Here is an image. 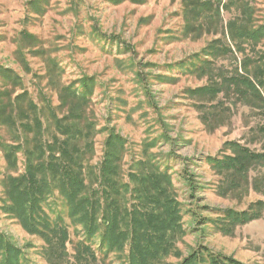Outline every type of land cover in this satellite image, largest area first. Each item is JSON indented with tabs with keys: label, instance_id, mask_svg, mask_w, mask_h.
I'll return each mask as SVG.
<instances>
[{
	"label": "rangeland",
	"instance_id": "rangeland-1",
	"mask_svg": "<svg viewBox=\"0 0 264 264\" xmlns=\"http://www.w3.org/2000/svg\"><path fill=\"white\" fill-rule=\"evenodd\" d=\"M251 1L252 24L264 30V0ZM236 10L233 3L222 7L220 18L207 25L208 32L191 38L184 32L180 0H0V66L19 74L18 92L26 90L37 103L45 96L58 105L53 91L57 83L77 87L81 79H91L87 113L95 129L93 165L102 161L106 138L114 131L126 140L121 163L125 179L142 169L171 175L186 229L178 243L183 256L169 258L173 264H181L200 247L241 264H264V208L261 218L238 225L232 234L220 228L224 211L242 213L264 201V193L254 186L256 173L240 190H225L222 182L228 173L208 162L230 155L234 142L259 149L264 110L245 105L236 96L213 102L192 92L209 84L208 75L198 68L206 58L214 59V75L234 73L240 65L243 54L229 41L227 30ZM23 31L39 38L40 50L25 49L24 57H19L17 49L27 44ZM227 45L234 53L206 55ZM245 53L264 63V37L254 51ZM1 80L0 76V85ZM11 135L0 126V137ZM18 157L21 173L24 158ZM8 171L0 147V232L20 250L23 263L49 264L45 241L25 231L4 206L3 180L17 174ZM186 176L197 188L189 187ZM65 222L73 259L82 236L67 216ZM108 264L120 263L112 256Z\"/></svg>",
	"mask_w": 264,
	"mask_h": 264
},
{
	"label": "trees",
	"instance_id": "trees-1",
	"mask_svg": "<svg viewBox=\"0 0 264 264\" xmlns=\"http://www.w3.org/2000/svg\"><path fill=\"white\" fill-rule=\"evenodd\" d=\"M180 1L184 32L191 38L208 32L207 25L220 18L221 8L229 7V3L238 12L227 23V30L229 41L243 54L240 65L234 73L220 71L214 75V59L205 57L201 67L195 65L201 74L208 75L209 84L192 92L213 102L236 96L245 105L264 110V63L252 53H245L247 49L254 51L264 37V30L252 24V1ZM21 35L27 44L17 49L19 57H24L22 50H40L34 33L23 31ZM217 48L206 55L216 58L234 53L230 45ZM0 76V126L12 134L9 139L0 137V147L8 172L17 173L7 174L3 180L4 206L25 231L45 241L49 264H108L112 256L120 264H173L169 258H182L178 243L186 229L171 175L161 169H142L125 179L121 163L126 140L114 131L106 138L102 161L93 165L95 129L87 113L93 81L86 77L77 87L56 82L53 91L59 103L54 105L45 96L42 103H37L26 90L18 92L21 77L15 70L0 66ZM48 85H54L51 79ZM260 130L263 137L259 149L234 142L229 146L230 155L221 160L209 159L212 167L228 173L222 182L225 190H240L255 172V189L264 193V125ZM18 154L24 158L21 173L17 171ZM185 180L192 190L197 188L193 178L186 176ZM263 208L264 201H259L242 213L222 211L220 228L232 234L238 225L261 218ZM66 216L80 228L78 235L82 236L75 244L73 259L68 251L71 238ZM20 255V250L0 232V264H27ZM181 264L241 263L200 247Z\"/></svg>",
	"mask_w": 264,
	"mask_h": 264
}]
</instances>
